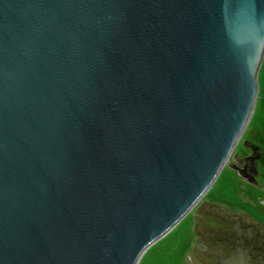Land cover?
Instances as JSON below:
<instances>
[{
  "label": "water",
  "instance_id": "obj_1",
  "mask_svg": "<svg viewBox=\"0 0 264 264\" xmlns=\"http://www.w3.org/2000/svg\"><path fill=\"white\" fill-rule=\"evenodd\" d=\"M263 59L264 0H0V264H138L225 166L260 187Z\"/></svg>",
  "mask_w": 264,
  "mask_h": 264
},
{
  "label": "rangeland",
  "instance_id": "obj_2",
  "mask_svg": "<svg viewBox=\"0 0 264 264\" xmlns=\"http://www.w3.org/2000/svg\"><path fill=\"white\" fill-rule=\"evenodd\" d=\"M258 82V97L236 152L245 150L242 140L251 138L248 132L254 129L258 131L254 140L264 152V59ZM258 167L262 176L260 181L264 185V156L259 160ZM260 208L264 210V192L244 183L236 172L225 166L197 205L168 234L154 243L138 264H215L218 262L215 254L201 252L199 246L221 249L228 254L229 249L223 240L226 237L237 239L228 233L236 223L244 232L249 228L256 231L252 237L249 235L247 245L263 241L264 238L257 234L260 224L252 218L260 217ZM260 218L264 222V216ZM220 236H223L222 239Z\"/></svg>",
  "mask_w": 264,
  "mask_h": 264
},
{
  "label": "flooded vegetation",
  "instance_id": "obj_3",
  "mask_svg": "<svg viewBox=\"0 0 264 264\" xmlns=\"http://www.w3.org/2000/svg\"><path fill=\"white\" fill-rule=\"evenodd\" d=\"M249 140L257 143L253 137L248 138ZM259 145V143H257ZM243 147V145H242ZM244 148V147H243ZM245 150L239 151L238 154L240 157H245L250 154H252V150L249 148H244ZM259 162V160H258ZM259 168V167H258ZM233 170V169H232ZM236 172L235 170H233ZM237 173V172H236ZM260 173V169H259ZM238 175V173H237ZM239 176V175H238ZM240 177V176H239ZM262 178L261 173L259 174V177H257L260 187L254 186L249 184L250 186H253L254 188H257L260 192H264V185L260 181ZM240 179L246 183L241 177ZM248 184V183H246ZM260 217L264 216V210L260 208ZM248 213V212H247ZM250 215V213H249ZM260 217H252L255 220V223L260 224V231L257 234H260L262 238H264V222L262 218ZM251 219V216H250ZM231 231L228 233L231 234L233 237H237V239H232L231 237H226L223 242L227 245V249H229V253L226 254L224 250L221 249H209L208 246H199V249L201 252L208 253V254H215L216 259L218 258V262L215 264H264V239L263 241H258L257 243L247 245V242L249 240V235L252 237L253 234H256V231L254 229L249 228L245 232L239 227V223H236ZM262 227V228H261ZM228 235V236H231ZM223 236H220V239H222ZM261 250V251H260ZM211 252V253H210ZM202 259L205 260V257ZM208 259V258H207Z\"/></svg>",
  "mask_w": 264,
  "mask_h": 264
},
{
  "label": "trees",
  "instance_id": "obj_4",
  "mask_svg": "<svg viewBox=\"0 0 264 264\" xmlns=\"http://www.w3.org/2000/svg\"><path fill=\"white\" fill-rule=\"evenodd\" d=\"M252 132H253V134H251L250 132H248V133L250 134L251 137L256 138L257 137V134H258V131L254 129V130H252ZM259 146L261 147V150H262V158H263L264 152H263L262 146L261 145H259Z\"/></svg>",
  "mask_w": 264,
  "mask_h": 264
}]
</instances>
